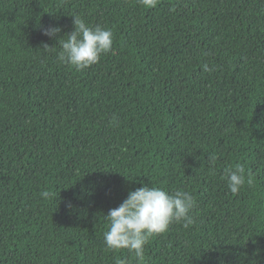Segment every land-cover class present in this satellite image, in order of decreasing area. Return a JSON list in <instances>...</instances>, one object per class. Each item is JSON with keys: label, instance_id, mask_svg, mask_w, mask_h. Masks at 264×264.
Wrapping results in <instances>:
<instances>
[{"label": "trees", "instance_id": "trees-1", "mask_svg": "<svg viewBox=\"0 0 264 264\" xmlns=\"http://www.w3.org/2000/svg\"><path fill=\"white\" fill-rule=\"evenodd\" d=\"M73 15L113 34L79 71L57 60ZM142 185L195 207L139 261L104 233ZM118 260L264 264V0H0V264Z\"/></svg>", "mask_w": 264, "mask_h": 264}, {"label": "clouds", "instance_id": "clouds-1", "mask_svg": "<svg viewBox=\"0 0 264 264\" xmlns=\"http://www.w3.org/2000/svg\"><path fill=\"white\" fill-rule=\"evenodd\" d=\"M141 2L155 7L157 0ZM71 17L74 28L65 35L67 39H58L61 50L57 53V60L79 71L98 63L102 55L111 51L113 34L110 29L99 25L88 26L79 15ZM60 32L58 26L49 27L43 30V35L52 38ZM44 48L50 47L45 45ZM223 178L233 195L238 194L246 182H252L240 164L224 169ZM194 207L195 200L187 191L169 193L159 187L142 185L129 191L126 199L106 214L108 230L104 233L105 247L112 251L126 249L137 260L143 261L144 246L151 237L167 232L173 223H183L185 228L194 223L190 215ZM117 264H126V261L118 260Z\"/></svg>", "mask_w": 264, "mask_h": 264}]
</instances>
